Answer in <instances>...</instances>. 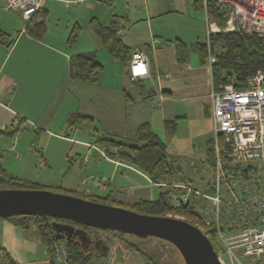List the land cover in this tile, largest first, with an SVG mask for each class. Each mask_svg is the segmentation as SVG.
<instances>
[{"label":"crops","instance_id":"crops-1","mask_svg":"<svg viewBox=\"0 0 264 264\" xmlns=\"http://www.w3.org/2000/svg\"><path fill=\"white\" fill-rule=\"evenodd\" d=\"M88 1L103 0H40L45 32L36 39L21 27L20 12L8 8L7 0H0V128L36 127L49 137L72 139L82 145L85 150L79 163L89 165L86 169L100 175L91 181L83 179V185H89L82 190H70L88 196H79L82 198L101 200L109 194L110 199L120 203L121 198L151 200L158 194L154 190L156 182L133 166L111 158L103 145L95 143L84 121L69 127V118L75 113L89 117L99 136L118 140L132 141L140 125L147 124L177 167L175 173L160 181L203 186V178L208 175L206 148L214 135L211 67L207 52L202 59L196 50V44L201 42L207 47L206 31L201 41L203 18L174 9H146L138 13L141 24L131 36V28L126 30L125 26L127 15L112 12L104 22L95 12V3ZM220 1L233 9L229 0ZM51 12L57 15V23L46 21ZM171 15L174 17H168ZM93 19L104 24L116 22L121 40L131 54L136 50L146 54L148 76L129 79L131 57L125 62L113 59L92 31ZM207 21L213 23L205 10V27ZM225 21L214 23L224 26ZM74 26L78 36L70 43L68 37ZM182 50L186 52L185 59L181 58ZM80 53L92 54L102 65L96 82L71 78L70 59ZM103 63L108 65L107 73ZM77 126L88 132L73 134ZM69 133L74 137H69ZM90 154L94 156L91 163ZM83 156L87 157L85 162L81 161ZM182 161H187V170L180 164ZM192 201L196 199L192 197ZM30 225L23 228L0 217V264H10L8 259L16 264H51L47 245L36 226Z\"/></svg>","mask_w":264,"mask_h":264},{"label":"built area","instance_id":"built-area-1","mask_svg":"<svg viewBox=\"0 0 264 264\" xmlns=\"http://www.w3.org/2000/svg\"><path fill=\"white\" fill-rule=\"evenodd\" d=\"M231 3L233 9L229 10L224 26L206 23L210 67L215 61L210 49L213 32H264V0ZM7 7L20 12L24 25L35 13L42 12L40 0H7ZM128 70L131 80L148 76L146 54L132 52ZM245 82L241 88L229 83L210 93L214 159L212 164L206 165L208 175L203 178L204 185L159 182L168 187L171 205L184 204L193 197L204 206L203 222L205 226L216 228V240L222 248L216 252L222 264H227L222 252L229 255L230 264H243L242 259L245 264H264V75L256 72ZM221 142L226 147L224 153H221ZM86 160L84 156L81 159ZM221 217L227 221L235 219V222L229 220L223 228ZM238 219H251L252 223L242 228L239 238L230 241L228 236L234 234L232 227L240 225ZM65 243L66 239L53 240L48 256L51 264H79L71 261Z\"/></svg>","mask_w":264,"mask_h":264},{"label":"trees","instance_id":"trees-1","mask_svg":"<svg viewBox=\"0 0 264 264\" xmlns=\"http://www.w3.org/2000/svg\"><path fill=\"white\" fill-rule=\"evenodd\" d=\"M194 5L199 7L204 6L210 21L222 24L227 19L229 8L220 0H195ZM90 26L93 33L113 59L121 62L129 60L131 57L130 49L121 40L119 28L114 20L108 24H104L93 19L90 21ZM24 30L31 37L40 39L45 32V14H35L24 26ZM77 36L78 28L74 26L69 34L68 42L74 43ZM210 49L215 56V61L211 65L212 85L215 90L229 83L236 88H241L245 86L246 79L256 72H262L264 75V33L258 34L243 30L213 32L210 35ZM196 50L202 59L206 57L207 47L205 42L196 44ZM182 53L183 56L181 58L185 59V50H182ZM181 58L179 57V60H182ZM102 70V65L94 59L92 54L80 53L73 55L70 59L69 72L73 79L96 82ZM83 121L95 137V143L103 145L111 158L133 166L147 175L151 181L159 183L161 182L160 180L177 171L176 165L166 155L165 145L150 130L147 124L140 125L133 140L127 141L109 136H99L96 128L91 123V119L79 113L71 115L68 124L71 127ZM7 133L11 132L7 131L6 128H0V134ZM220 148L221 153H224L226 147L223 142L220 143ZM213 159L214 148L213 139H211L206 148V161L208 164H212ZM0 184L13 185L15 186L14 188L36 189L33 188V185L37 183L12 176L6 172L0 163ZM169 193L168 189H163L159 191L155 199L146 200L139 198L129 201L127 205H129V209L143 214L181 217L202 228V231L207 235L214 249L218 251L222 250L216 240L215 226L204 225V207L201 206L203 212L196 210V205L200 204L192 200L178 206L171 205L168 202ZM109 196L108 194L103 199L108 200L110 199ZM88 199L99 201L96 198ZM4 218L23 228H27L30 224L34 223L41 240L47 245L48 252H50V245L55 239L51 226V218L39 215H20ZM229 220L231 221V219ZM223 222L227 223V219H223ZM65 245L70 254V259L74 263L92 264L90 260L92 254L100 256L92 249L91 251L82 249L77 242L66 240ZM133 246L135 251H140L137 245ZM146 259L147 264H157V261L150 257H146ZM8 260L10 264H16L13 260Z\"/></svg>","mask_w":264,"mask_h":264},{"label":"rangeland","instance_id":"rangeland-1","mask_svg":"<svg viewBox=\"0 0 264 264\" xmlns=\"http://www.w3.org/2000/svg\"><path fill=\"white\" fill-rule=\"evenodd\" d=\"M229 1L234 2L238 0ZM88 3H95V12H98L101 16L100 20L104 22L108 21L112 12L127 15L129 21H126L125 26L126 30L131 28L129 31L131 36L137 31V25L141 24L137 17L138 13L141 11L146 9L158 10L157 12L171 9L180 10L190 14L194 18H199L200 20L203 18L201 41L205 39V9L195 6L193 0H111V3H109L108 0H103L101 2L88 1ZM168 17L174 16L171 15ZM55 18H57V15L51 12L50 17L48 19L46 18V21L49 20L52 24L57 23L58 21ZM184 19L186 20L187 17L185 16ZM20 20L21 27H24L22 18ZM61 23H63V21H61ZM263 33L264 32L258 34ZM103 64L104 71L107 73L109 71L108 65L107 63ZM6 129L11 133L0 134V163L7 173L17 178L37 183L33 185V188L39 190L88 197L83 193L70 191L72 188L82 190L85 186H88L89 183L87 185L81 184L83 179L91 181L92 179L90 180V178H99L100 176L96 172L93 173L91 169H86L89 165L86 164L87 166H84L80 164L81 162L79 163V158L83 155L85 150L82 145L73 143L72 139L69 141L49 137L44 131L38 130L36 127L18 126V128L15 129L14 126L9 125ZM13 129H15V131H13ZM76 132L79 133L78 135H83L87 133L88 130L78 127L73 129V134ZM60 134L63 135L65 132L61 131ZM73 134L69 133V137H74ZM42 157H44V159H42ZM89 157L91 163V160H94V156L90 154ZM101 160L104 161V159ZM186 162L187 161H182L180 163L184 165L183 167H185V170L188 168V166L185 165ZM103 169H105V166H103ZM194 174L196 175V173ZM199 185L200 183L198 186ZM14 187L13 185L0 184V188ZM163 189H168L166 184L165 186L160 183L154 184L156 194ZM94 192L98 191L95 190ZM126 200L129 199L126 198ZM99 202L129 209V205H127L129 201H125L124 198H121L120 203L114 202L111 199H101ZM196 210L203 212L201 206L198 204L196 205ZM223 219L221 217L220 223L223 228H226L227 223L223 222ZM233 222H235V219H231V223ZM229 223L230 222H228V224ZM237 223L241 226L235 225L232 227L231 230L234 234L228 236L230 241L239 238L242 228L250 225L252 222L251 219H238ZM30 226L34 227L35 224L33 223ZM92 231L108 245V251L105 255L95 256L92 254L90 257L92 264H147L146 257H150L157 261V264H185L179 251L165 240L152 236L140 238L129 234L120 235L114 231L104 229H95ZM133 245H137L140 251H135ZM88 250L91 251V249ZM222 259L225 263L230 264L229 255L227 253L222 252ZM242 263L245 264L243 259Z\"/></svg>","mask_w":264,"mask_h":264},{"label":"water","instance_id":"water-1","mask_svg":"<svg viewBox=\"0 0 264 264\" xmlns=\"http://www.w3.org/2000/svg\"><path fill=\"white\" fill-rule=\"evenodd\" d=\"M16 215L67 220L120 235L152 236L172 244L185 264H222L207 235L196 225L174 216L143 214L72 194L30 188H0V217ZM51 226L55 239L68 241L71 234L86 237L83 229H75L69 224L52 221ZM93 245L101 256L108 251V245L101 239H95Z\"/></svg>","mask_w":264,"mask_h":264},{"label":"flooded vegetation","instance_id":"flooded-vegetation-1","mask_svg":"<svg viewBox=\"0 0 264 264\" xmlns=\"http://www.w3.org/2000/svg\"><path fill=\"white\" fill-rule=\"evenodd\" d=\"M52 220L59 222V223L72 225L75 229H77V228L83 229L86 232V237L81 235V234L76 235V236H72V234H71V235H69V241L77 242L82 249H92L95 252H97L96 249L94 248L93 241L95 239H100V238L98 236H96V234H94V232L92 231V230H95L96 228L87 227V226L80 225V224H77V223H74L71 221H67V220H60V219H55V218H52ZM63 230H65V229H63ZM63 233L66 235V232L63 231ZM79 236H81V239L79 238ZM87 237L90 240H88Z\"/></svg>","mask_w":264,"mask_h":264}]
</instances>
